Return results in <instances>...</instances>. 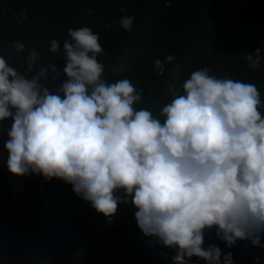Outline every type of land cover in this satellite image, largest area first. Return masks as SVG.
Segmentation results:
<instances>
[{
  "label": "clouds",
  "instance_id": "1",
  "mask_svg": "<svg viewBox=\"0 0 264 264\" xmlns=\"http://www.w3.org/2000/svg\"><path fill=\"white\" fill-rule=\"evenodd\" d=\"M133 20L122 15L119 25L131 31ZM67 36L66 78L57 87L46 75H60L55 65L40 64L28 76L0 56V121L11 119L3 142L7 171L71 185L109 223L130 198L137 227L175 252L173 264L193 256L201 264H234L231 251L203 246L209 229L226 249L248 240L264 250V102L256 86L199 68L169 88L170 101L153 115L134 108L142 90L129 79L107 81L97 60L105 50L99 33L81 26ZM12 47L25 49L19 40ZM59 49L52 39L48 52ZM259 51L245 54L247 67H259ZM173 59L169 54L164 63ZM38 60L28 49L24 72ZM163 67L153 61L157 74Z\"/></svg>",
  "mask_w": 264,
  "mask_h": 264
},
{
  "label": "trees",
  "instance_id": "2",
  "mask_svg": "<svg viewBox=\"0 0 264 264\" xmlns=\"http://www.w3.org/2000/svg\"><path fill=\"white\" fill-rule=\"evenodd\" d=\"M122 15L134 17L131 31L120 27ZM81 26L99 33L105 50L97 60L110 74L107 81L127 78L142 90L134 108L156 115L171 99L169 88L199 68L254 84L264 102V0H0V56L28 76L40 64L55 65L60 75L53 79L47 70L46 75L57 87L66 78L61 70L67 30ZM52 39L60 44L56 53L48 52ZM17 40L24 43L23 52L14 51ZM28 49H35L39 60L25 73ZM256 49L260 64L251 69L244 56ZM169 54L174 59L164 63ZM155 59L164 64L160 74L153 70ZM48 80L40 83L51 90ZM10 122L0 121V264H173L175 252L137 227L130 198L127 205L118 203L109 223L59 179L10 174L3 148ZM208 244L231 251L234 264H264V250L248 240L226 249L209 229L203 246ZM202 260L193 256L184 264Z\"/></svg>",
  "mask_w": 264,
  "mask_h": 264
}]
</instances>
